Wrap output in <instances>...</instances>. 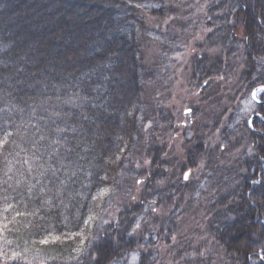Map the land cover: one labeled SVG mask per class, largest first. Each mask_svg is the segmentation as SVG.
<instances>
[{"label":"trees","instance_id":"obj_1","mask_svg":"<svg viewBox=\"0 0 264 264\" xmlns=\"http://www.w3.org/2000/svg\"><path fill=\"white\" fill-rule=\"evenodd\" d=\"M199 3L191 77L226 106L171 172L163 0H0V264H264V0Z\"/></svg>","mask_w":264,"mask_h":264},{"label":"rangeland","instance_id":"obj_2","mask_svg":"<svg viewBox=\"0 0 264 264\" xmlns=\"http://www.w3.org/2000/svg\"><path fill=\"white\" fill-rule=\"evenodd\" d=\"M199 2L200 0H163L165 11L161 20L152 19L149 22L152 28L161 32L167 31L168 26L176 27L170 30L173 43L169 50L172 54L160 57L163 56V46L156 38L155 45L151 44L148 55L150 64L160 67L161 78L158 93L160 101L156 107L163 120L157 126L158 131L154 129V136L164 150L163 161L174 165L171 172L176 166L179 169L186 164L192 148L215 137L212 123L226 106L227 83L220 89L213 90L209 98L206 96L209 92L201 94V88L191 77L193 62L202 53L200 46L205 43L208 36L206 5ZM177 19L183 26L174 25ZM176 51L179 53H175ZM163 68H166L165 73ZM260 94L261 92L257 98ZM162 168H167V165L163 163ZM197 171L187 170L186 178ZM258 180H261V174ZM254 186L252 183V187ZM191 221L189 228L184 231L193 234L196 223Z\"/></svg>","mask_w":264,"mask_h":264},{"label":"water","instance_id":"obj_3","mask_svg":"<svg viewBox=\"0 0 264 264\" xmlns=\"http://www.w3.org/2000/svg\"><path fill=\"white\" fill-rule=\"evenodd\" d=\"M260 91H264V87H261V88H258V89H256L254 92H253V100L255 101V102H257V103H260V101L257 99V95H258V93L260 92ZM255 94V95H254ZM258 117H260V118H262L261 116H253L251 119H250V121H249V127L251 128V129H253V126H252V123L255 121V119L256 118H258ZM263 119V118H262ZM264 120V119H263ZM261 182V180H258V181H256V182H253V185H255L256 183H260Z\"/></svg>","mask_w":264,"mask_h":264},{"label":"snow or ice","instance_id":"obj_4","mask_svg":"<svg viewBox=\"0 0 264 264\" xmlns=\"http://www.w3.org/2000/svg\"><path fill=\"white\" fill-rule=\"evenodd\" d=\"M255 95V94H254Z\"/></svg>","mask_w":264,"mask_h":264}]
</instances>
